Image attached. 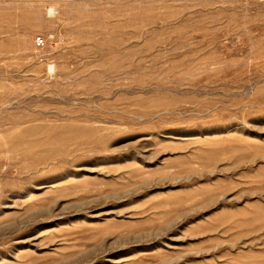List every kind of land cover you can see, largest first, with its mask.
Returning a JSON list of instances; mask_svg holds the SVG:
<instances>
[{"label": "rangeland", "instance_id": "374dc122", "mask_svg": "<svg viewBox=\"0 0 264 264\" xmlns=\"http://www.w3.org/2000/svg\"><path fill=\"white\" fill-rule=\"evenodd\" d=\"M0 264H264V0H0Z\"/></svg>", "mask_w": 264, "mask_h": 264}, {"label": "built area", "instance_id": "2783aa9c", "mask_svg": "<svg viewBox=\"0 0 264 264\" xmlns=\"http://www.w3.org/2000/svg\"><path fill=\"white\" fill-rule=\"evenodd\" d=\"M39 43L42 44L43 43V39H39Z\"/></svg>", "mask_w": 264, "mask_h": 264}]
</instances>
